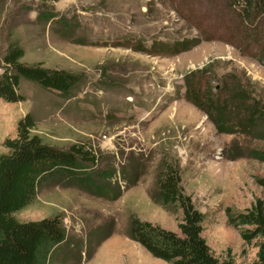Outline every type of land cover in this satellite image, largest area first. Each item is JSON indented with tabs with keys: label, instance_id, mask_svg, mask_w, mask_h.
<instances>
[{
	"label": "rangeland",
	"instance_id": "1",
	"mask_svg": "<svg viewBox=\"0 0 264 264\" xmlns=\"http://www.w3.org/2000/svg\"><path fill=\"white\" fill-rule=\"evenodd\" d=\"M11 40L23 47V63L74 72L78 82L62 94L21 79L20 101L0 98V151L30 112L45 142L90 143L99 154L91 180L120 190L110 200L77 181L45 179L13 214H62L67 241L42 264H91L106 239L117 264H170L125 234L133 215L180 234V206H162L157 195L168 166L204 214L212 254L255 264L257 239L241 235L253 227L230 223L226 208L234 220L264 198V117L246 120L252 104L264 109V12L242 0H0V66ZM189 88L205 105L229 103L226 130L211 120L213 106L206 113L187 98ZM236 90L244 94L235 105ZM106 169L111 175L99 178Z\"/></svg>",
	"mask_w": 264,
	"mask_h": 264
},
{
	"label": "trees",
	"instance_id": "2",
	"mask_svg": "<svg viewBox=\"0 0 264 264\" xmlns=\"http://www.w3.org/2000/svg\"><path fill=\"white\" fill-rule=\"evenodd\" d=\"M242 4H245V7L255 6L258 11L264 12V0H242ZM196 43L197 40L188 41L184 48H190ZM24 54L25 51L20 43L17 40H11L2 56L0 98L4 101L16 102L23 98L19 92L21 79L35 82L45 89L62 94L68 93L78 82V77L74 72L44 67L41 64L23 63L21 58ZM241 92V90H236L232 94L235 105L241 101L239 97L244 94ZM186 94L188 99L199 108L206 110V113H208V108L213 106L211 101L207 105L202 103L197 89L193 91L189 88ZM227 104L222 106L216 104L218 109L213 106L212 110L216 112V117L210 116L215 125L222 130L227 129L224 112ZM241 104L244 103L241 102ZM251 109V112L248 110L250 115L246 119L249 125L254 123L255 115L259 114V117H264V109L261 110L254 104ZM35 130L36 121L33 115L25 112L17 121L16 135L6 137L2 142L3 150L0 151V264H42L51 248L67 241L61 213L28 221H20L13 216L15 212L24 208L36 197L45 179L61 178L77 181L92 193L105 196L110 200H115L120 195V190H111L107 183L91 180L93 175L88 172V167L98 162L99 154L90 143L78 142L72 143L67 148H60L45 142ZM258 157L264 158L261 155ZM111 171L110 169L103 170L97 176L99 178L108 177ZM101 180L103 179L99 181ZM180 181L178 171L168 166L158 175L156 184L160 204L162 206L178 204L182 210V217L178 223L180 234L133 215L125 230L126 236L139 243L153 257L170 264H229L227 261H220L212 254L201 234L204 214L194 206L190 195L183 192ZM257 183L264 186V178H258ZM226 211H228L230 223L253 227L251 230L247 229L249 230L247 232H242L241 235L246 242L257 239L254 263L264 264V198H256L250 207L236 214L234 220L230 216L229 211L231 210L226 208Z\"/></svg>",
	"mask_w": 264,
	"mask_h": 264
},
{
	"label": "crops",
	"instance_id": "3",
	"mask_svg": "<svg viewBox=\"0 0 264 264\" xmlns=\"http://www.w3.org/2000/svg\"><path fill=\"white\" fill-rule=\"evenodd\" d=\"M110 242H111V239H106V241H104L103 244L100 245L99 249L94 254L91 264H114V262L115 264H117V259L116 258L113 259L109 252L111 249V247L109 246Z\"/></svg>",
	"mask_w": 264,
	"mask_h": 264
}]
</instances>
